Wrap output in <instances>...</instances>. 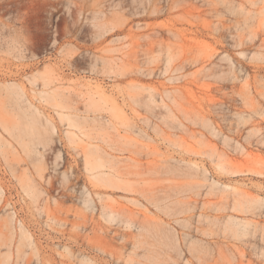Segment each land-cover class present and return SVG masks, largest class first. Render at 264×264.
I'll return each mask as SVG.
<instances>
[{
  "label": "rangeland",
  "instance_id": "1",
  "mask_svg": "<svg viewBox=\"0 0 264 264\" xmlns=\"http://www.w3.org/2000/svg\"><path fill=\"white\" fill-rule=\"evenodd\" d=\"M65 2L0 0V264H264V0Z\"/></svg>",
  "mask_w": 264,
  "mask_h": 264
},
{
  "label": "bare ground",
  "instance_id": "2",
  "mask_svg": "<svg viewBox=\"0 0 264 264\" xmlns=\"http://www.w3.org/2000/svg\"><path fill=\"white\" fill-rule=\"evenodd\" d=\"M148 1H150V0H148ZM95 2H97V0H66V2H65L66 5H65V6H67L68 10L70 9L71 6H73V8L75 7V8H77V9H79L80 12H78V14L83 15V14H84V13H83L84 7H86L87 11H89V10L91 9L93 3H95ZM30 3H31V2H30ZM61 3H62V1H61ZM167 4H168V3H167ZM98 6H99V5H98ZM153 6H156V5L153 4ZM75 10H76V9H75ZM72 12H73V11H72ZM73 13H74V12H73ZM76 13H77V12H76ZM117 14H118V13H117ZM71 15H72V14H71ZM112 16H113V13H112ZM72 17H73V16H72ZM74 17H75V16H74ZM105 18H106V17H105ZM74 19H75V18H74ZM75 22H76V23H75ZM73 23H74V24H71V25H69V26H67V24H66V28H65V29H66L68 35H69V34H70V35H74V34L77 32V30H78V27H77V26H78L77 21H74ZM76 24H77V25H76ZM102 25H104V23L101 24V26H102ZM96 26L98 27V29H101L100 25H99V26H98V25H95V27H96ZM97 27H96V28H97ZM102 27H103V26H102ZM93 31H94V30H93ZM113 31H114V29H113ZM113 31H112V32H113ZM99 32H100V31H99ZM93 33H94V32H93ZM95 33H96V32H95ZM95 33H94V34H95ZM30 34H31V33H30ZM96 34L98 35V33H96ZM32 36H33V34H32ZM30 37H31V36L29 35V38H30ZM27 39H28V38H27ZM31 40H32V39H31ZM31 40H30V41H31ZM28 41H29V40H28ZM31 42H32V41H31ZM102 93H103V92H102ZM99 94H100V93H99ZM33 122H35V121H33ZM31 123H32V121H31ZM33 124H34V123H33ZM257 125H258V123H257ZM259 125H260V124H259ZM29 127H30V126H29ZM33 127H34V126H33ZM14 128H15V127H14ZM30 128H31V127H30ZM30 128H28V129H30ZM21 129H22V128H21ZM26 129H27V128H26ZM12 130H13V128H12ZM15 130H16V129H15ZM24 130H25V129H24ZM24 130H23V131H24ZM6 131H7V130H6ZM18 132H20V133H18V135H19V134H23V133L25 132V137H26V135L29 136L30 134H32V133H30V132H31V129H30V132L28 131L29 133L27 132V130L24 131L23 133H21L22 130L19 131V129H18ZM26 132H27L28 134H26ZM14 135H15V134H14ZM11 136L13 137V135H11ZM20 136H21V135H19L18 137H20ZM23 136H24V135H23ZM33 137H34V136H33ZM26 138H27V137H26ZM31 138H32V135L30 136V139H28V140L30 141ZM14 139H15V138H14ZM18 139H19V138H18ZM21 139H23L22 136H21ZM17 142H18V141H17ZM20 142H21V141H20ZM25 142H26V140H25ZM25 142H24V143H25ZM24 143H23V144H24ZM28 143H29V142H28ZM18 144H19V142H18ZM25 145H26V144H25ZM22 147H23V146H22ZM25 147H26V146H25ZM30 147H32V145H31ZM28 148H29V147H28ZM26 149H27V148H26ZM26 149H25V150H26ZM22 150H23V149H22ZM27 150H28V149H27ZM23 152H24V151H23ZM28 153H29V150H28ZM86 156H87V155L85 154L84 157H85V161H86V163H87V162L89 161V159H88V157H87V159H88V160H87V159H86ZM249 156L251 157L250 154H249ZM252 157H253V156H252ZM252 157H251V158H252ZM255 158H256V157H253L254 160H257V161H264V158H262L263 160H261V158H256V159H255ZM259 159H260V160H259ZM87 164L90 165V163H87ZM92 166H93V165H92ZM96 166L98 167V164L95 165V167H96ZM87 167H88V166H87ZM95 167H94V168H95ZM89 168H90V167H89ZM91 170H92V169H91ZM91 170H90V171H91ZM93 170H94V169H93ZM25 172H26V169L24 170V173H25ZM21 179H22V177H21ZM21 179H20V180H21ZM24 179H26V178H23V181H22V182H24V184H25V182H27V181H25ZM22 184H23V183H22ZM25 186H27V185L25 184ZM24 188H25V187H24ZM26 192H28V191L26 190ZM249 195H250V194H249ZM122 209H123V208H122ZM124 211H125V210H124ZM124 211H123V212H124ZM130 212H132V211H130ZM130 212H129V213H130ZM133 215H134V214H133ZM22 234L24 235V237H25L26 239H29V236L26 234V232H23ZM25 234H26V235H25ZM202 234H203V233H202ZM248 260H249V259H248ZM248 260H247L246 264L249 263ZM257 261H258V260H257ZM258 262H259V261H258ZM250 263H251V264H252V263L254 264V262H250Z\"/></svg>",
  "mask_w": 264,
  "mask_h": 264
}]
</instances>
